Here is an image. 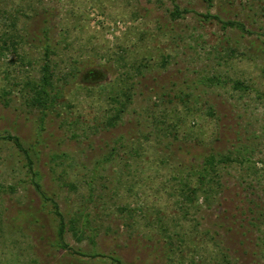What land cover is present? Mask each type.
Listing matches in <instances>:
<instances>
[{"label":"rangeland","instance_id":"rangeland-1","mask_svg":"<svg viewBox=\"0 0 264 264\" xmlns=\"http://www.w3.org/2000/svg\"><path fill=\"white\" fill-rule=\"evenodd\" d=\"M211 153L229 161L186 200ZM0 264H264V0H0Z\"/></svg>","mask_w":264,"mask_h":264},{"label":"trees","instance_id":"trees-1","mask_svg":"<svg viewBox=\"0 0 264 264\" xmlns=\"http://www.w3.org/2000/svg\"><path fill=\"white\" fill-rule=\"evenodd\" d=\"M208 1H212V0H208ZM182 12H185V11L184 10L181 11L178 6H174V9L170 12V16L173 20H175V19H178L182 16V14H183ZM227 24L229 26H235L236 25L241 30H243V26L241 24L233 23V22H228ZM43 34H44V36H48V31H44ZM17 38L14 36L11 37L9 35L8 36L7 35L2 36L1 37L2 44H3L2 47L7 48L8 45H11V47L16 51V46L18 44ZM45 42H48L46 38H45ZM49 47L50 46L48 43H45V45L43 47L45 62L41 67V78H40L39 83H36L34 85L32 83L29 84V86L31 85V89H33V92H34V97L31 99L30 104L32 106H40V107H42V110H46V106L48 104L53 105L54 100H56L57 96H58L57 95L58 94L57 89H56L57 93H55L54 95H51V96L49 95V91L55 89L53 86V83H52L53 73L51 70L50 59H49V54L52 51L50 50ZM96 74H97V71H94L91 69L88 70L84 74L82 82L88 84V86L90 88L92 84L97 83L98 80H101V78H102L100 76V79H99ZM26 84L28 85V83H26ZM237 86H239V84H237ZM124 92L120 91L117 95L109 96L110 101L112 103H115L118 107L115 108L114 114L105 122L106 126H109V127L115 126L117 123V120L120 119L121 114L125 108V100L124 99H126V95ZM4 140L13 143V145L16 147V149L20 153H22V155H24V158L26 160V168H27L28 172L33 174V176H37V173H34V171H33V160L31 159L30 154L28 152V150H31V148L26 150L23 147V145L20 143L19 139L15 136L7 135L6 137H4ZM134 152L136 154H138V151H136L135 149H134ZM227 161H229L228 158L223 157L221 155L215 156L214 154L211 153V154L205 156L204 159L202 160V162H200L197 166L187 168L188 170L186 172L184 179L177 180L178 183L181 185L180 186V190L182 191L181 194L184 193L183 196L186 195V197H185L186 200L192 201L191 196L195 197L196 192H198V189L196 187H191V184L193 183V181L196 179V181L198 183H202L205 179H207L209 177L211 178V180H214L213 178L216 175V171H217L216 166L219 165V163H225ZM33 185H34V188L36 189V191L38 192V194L43 198V200L48 202L49 199L44 196L43 192L41 191L40 185L36 182H33ZM185 190L188 191L189 194L186 193ZM50 202H51V207H53V213L58 220L57 237H58V240L60 242H62L64 234L66 232L65 220H64L63 214L61 213V211L58 208V205L52 200ZM180 207H181V205H180ZM31 217H32V215H29V217H28V219L30 221H31ZM75 221H76V219L70 220L71 225H70L69 229L71 230V232H73V236H75V238L80 239V237L77 233V230L75 228V223H74ZM14 222L17 223V221H14ZM79 234H80V232H79Z\"/></svg>","mask_w":264,"mask_h":264}]
</instances>
